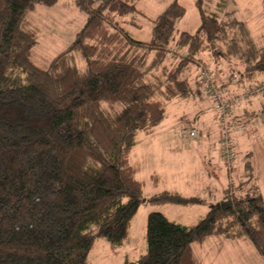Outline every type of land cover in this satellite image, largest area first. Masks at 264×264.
<instances>
[{"label": "trees", "instance_id": "1", "mask_svg": "<svg viewBox=\"0 0 264 264\" xmlns=\"http://www.w3.org/2000/svg\"><path fill=\"white\" fill-rule=\"evenodd\" d=\"M55 2L0 0V264H87L97 238L120 247L144 200L138 167L129 162L136 134L164 118V102L192 93L186 71L191 63L204 65L198 53L224 57L228 44L237 62H246L230 68L236 83L264 72V45L251 48L249 34L244 43L222 41L215 12L201 10L195 32L176 30L184 7L174 2L152 19L150 40L133 37L115 18L137 11L132 0H74L83 25L39 67L30 55L37 34L26 14ZM254 82L241 90L264 80ZM231 114L228 137L235 125L259 120ZM245 169L250 181L249 160ZM254 192L209 205L191 225L149 211L145 250L124 264H196L191 243L208 235L245 237L264 258V198ZM147 201L202 200L162 190Z\"/></svg>", "mask_w": 264, "mask_h": 264}, {"label": "rangeland", "instance_id": "2", "mask_svg": "<svg viewBox=\"0 0 264 264\" xmlns=\"http://www.w3.org/2000/svg\"><path fill=\"white\" fill-rule=\"evenodd\" d=\"M196 1L132 0L137 11L127 12L115 18L133 37L148 41L152 35V19L157 18L176 2L184 7L183 14L173 22L176 30L195 32L201 22L200 11L202 10L205 13H217L219 25L222 26V41L235 38L238 42L244 43L248 34L250 35L248 26L251 29L256 26L259 31H253L254 38L250 35L253 44L251 48L264 43V2L262 0H198V4ZM26 17L36 30L37 42L31 48L30 55L39 67H46L55 56L64 51L74 33L85 21L84 12L75 6L73 0H56L53 5L35 4L27 12ZM226 47L228 44L222 45L224 57L201 52L198 53V58H204V65L211 67L212 73L218 64L231 69L237 68L239 64L237 59L231 55V51L226 50ZM78 63L83 65V62ZM240 63L242 68H246V62ZM186 72L191 76L194 72L198 75L197 79L193 77L195 81L191 84L195 86L192 87L194 91L188 96L176 97L164 102L166 113L164 119L156 126L137 132L135 143L129 152V162L136 164L139 168L137 178L145 182L142 191L144 200L130 221L126 239L120 247L112 248L104 238H97L88 253L87 264H124L126 260L136 259L145 250L146 218L148 212L153 209L161 211L170 220L191 225L205 215L208 205L225 203L228 199L239 197L244 193L253 195L254 188L261 191L264 187V183L261 181L259 183L258 174L253 179L256 181L254 186L253 184L245 186L238 176L244 160L250 159L255 166V171L260 174L261 179H264L262 174L264 171V121L257 129L251 131L247 130L250 127L241 130L229 129L235 157L232 161V169H227L228 166L223 163L219 155L222 125L213 110L206 83L200 79L196 63H191ZM251 74L250 81L253 83L255 79L256 81L264 80V72L254 71ZM256 97L264 98V93H256L252 96V98ZM254 118L261 120L259 116ZM192 127L198 130L195 138L187 135L188 129ZM181 130H185V136H181ZM163 132L165 135H162ZM161 137L167 138L166 141L161 142ZM166 143L170 147L168 150ZM248 151L250 156L246 155ZM163 155L170 157L171 160L160 165L165 160ZM151 173L155 174L156 179L149 178ZM231 183L245 186L244 191L240 194L221 197L226 189L232 190ZM175 187L184 194L200 195L204 203L195 207L167 205L153 208L154 204L147 201L154 192ZM241 239L248 248H245L242 243L224 246L220 241H211L215 244L213 246L207 241L209 239H203L201 242L191 243L190 250L199 264H257V258L253 259V255L257 252L252 244L245 237Z\"/></svg>", "mask_w": 264, "mask_h": 264}, {"label": "crops", "instance_id": "3", "mask_svg": "<svg viewBox=\"0 0 264 264\" xmlns=\"http://www.w3.org/2000/svg\"><path fill=\"white\" fill-rule=\"evenodd\" d=\"M263 2H264V0H262ZM73 2H74V0H73ZM75 4V3H74ZM247 26H248V24H247ZM248 29H249V33H250V35H252V37L254 38V33H253V31L255 30V31H259V28L258 27H256V26H254V28L253 29H251V28H249V26H248ZM78 30V29H77ZM258 42H262V41H258ZM264 45V43H259L257 46H263ZM201 55H203V54H201ZM208 56V55H207ZM202 62H204V58H202ZM239 63V64H238ZM237 64V68H242V65H241V63L240 62H238ZM211 68V67H210ZM214 69V68H213ZM230 68H227V67H225V66H222L221 64H218L217 65V67H215V71L213 70V79H214V83L216 84V85H218V86H221V85H226L227 86V91H225V93H231V92H236V91H239V90H241V89H243L244 87H246L248 84H250V83H252L251 81H250V79H248L249 77H247V78H245V80L242 82V83H231L230 82V80H229V78H230V76L232 75L231 74V72H230ZM198 71V70H197ZM235 72V71H234ZM189 76H191V74L189 75ZM196 77V79L198 78V75L196 74V72H194L193 74H192V76H191V82L189 81V83H190V86H191V84L192 83H194V81H195V78L193 79V77ZM197 81V80H196ZM192 87H195V86H191V88ZM194 90H193V88H192V92H193ZM174 99V98H173ZM251 99H253V100H251ZM172 100V99H171ZM212 107H213V105H212ZM214 110V109H213ZM231 118L232 119H234V120H246V119H248L249 117H251V118H253L254 116H255V114H260V116L262 115V118L260 117V119L261 120H257L258 121V125L257 126H255L254 128H252V129H247V130H249V131H251V130H254V129H257L260 125H261V123H263V121H264V98L263 97H256V98H252V97H250L249 99H247L245 102H242L241 104H238V105H235V106H233L232 108H231ZM166 114V113H165ZM165 117V116H164ZM164 119V118H163ZM162 119V120H163ZM161 120V121H162ZM160 121V122H161ZM159 122V123H160ZM158 123V124H159ZM157 124V125H158ZM156 126V125H155ZM192 128H194L196 131H198L197 129H196V127H192ZM167 131V130H166ZM237 131V130H236ZM243 131H246V130H243ZM162 135H165V133L163 132L162 133ZM195 137H197V134H196V136ZM195 137H192V138H195ZM161 139V142H165L166 141V139L167 138H165V137H161L160 138ZM166 149L168 150V149H170V147H169V144L168 143H166ZM219 155H220V157H221V159L223 160V158H222V156H221V150H219ZM246 155H248V156H250V152L248 151L247 153H246ZM163 157L165 158V160L163 161V163H161L160 165H163V164H165V163H168L170 160H171V158L169 157H166V156H164L163 155ZM235 157V156H234ZM167 159V160H166ZM245 161L246 160H244V163H243V165L241 166V169H240V172H239V174H238V176L241 178V182H242V184H244L245 186H247L248 184H253V186H254V182H256V181H254L253 179H254V177H256L257 176V174H258V177H259V183H260V181H261V183H264V179H261L260 178V174L259 173H257L256 171H255V166L252 164V162H250V159H249V162H250V165H251V171H252V179L250 180V181H246V179H247V176H246V169H245ZM223 163L225 164V165H227L228 166V168L227 169H232V167H233V163H230V164H227V163H225L224 162V160H223ZM136 165V164H135ZM138 167V166H137ZM139 169V168H138ZM138 171L139 170H137V172H136V174L138 173ZM262 174L264 175V171H262ZM149 178H151V179H156V177H155V174H153V173H151L150 175H149ZM141 180V179H140ZM143 182V181H142ZM145 182V181H144ZM144 182H143V185H144ZM158 182H159V179H158ZM158 182L156 183V186H155V188L157 189V184H158ZM182 184H184V182H181ZM232 184V183H231ZM245 186H241L240 184H232L231 185V187H235L234 189L233 188H231L232 190L230 191H224V194L222 193L221 194V197H224V196H227L228 197V195H234L235 193H238V194H240L241 192H243L244 190V188L243 187H245ZM256 187V186H255ZM163 190H170V191H174V192H178L179 194H182V195H184V196H196V197H199V198H201V202H199V203H195V204H188V205H183V204H176V203H170V202H166V203H161V204H154V205H152V207L154 208V207H159V206H161V207H163V206H167V205H177V206H182V207H185V206H196V205H200L201 203H204V199L200 196V195H198V194H195V195H190V194H184L183 192H181L179 189H176V187L175 188H171V189H163ZM160 191H162V190H160ZM157 192H159V191H156V192H154V193H157ZM259 192L261 193V195L263 196V198H264V187H262V189H261V191L259 190ZM153 193V194H154ZM231 193V194H230ZM245 194V193H244ZM229 200V199H228ZM209 206V205H208ZM158 209H160V208H158ZM153 210H157V209H153ZM157 211H159V210H157ZM159 212H161V211H159ZM162 213V212H161ZM162 214H164V213H162ZM183 224V223H182ZM209 236V237H208ZM208 236H206V237H208V238H204V239H209V240H207L208 242H210L211 243V241H220L221 243H222V245H224V246H227V245H234V244H238V243H242L243 245H244V247L245 248H248L247 246H246V244H245V242H244V240L243 239H232V240H229L228 238H225V237H223V236H219V235H208ZM202 241V240H201ZM200 241V242H201ZM213 246H215V244H213V243H211ZM254 248V247H253ZM256 251V250H255ZM257 258V259H256ZM197 259H198V257H197ZM253 259H256V262H257V264H264V258L262 257V256H260L258 253L256 254V255H253ZM197 261V260H196ZM219 259H218V263H219ZM196 264H199L198 262H196Z\"/></svg>", "mask_w": 264, "mask_h": 264}, {"label": "built area", "instance_id": "4", "mask_svg": "<svg viewBox=\"0 0 264 264\" xmlns=\"http://www.w3.org/2000/svg\"><path fill=\"white\" fill-rule=\"evenodd\" d=\"M199 77L206 83L207 92L212 100L213 109L216 112V115L223 125V134L220 138V150L221 156L225 163L230 164L234 158L233 143L231 142L230 137L227 135V117L231 112V108L235 105H238L247 99H249L253 94L258 91H264V83L254 84L249 86L247 89L239 90L236 92L225 93L227 91V86L221 85L218 86L214 83L212 70L208 65H203L199 69ZM231 83H236L238 77L236 74L230 77ZM258 125L257 120H252L245 123H239L235 125V129H245L248 127H255ZM181 136H185V130H181ZM187 135L190 137L196 136V130L190 128L187 131Z\"/></svg>", "mask_w": 264, "mask_h": 264}]
</instances>
